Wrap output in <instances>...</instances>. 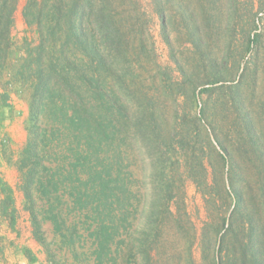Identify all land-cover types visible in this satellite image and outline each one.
I'll return each mask as SVG.
<instances>
[{
	"label": "trees",
	"instance_id": "trees-1",
	"mask_svg": "<svg viewBox=\"0 0 264 264\" xmlns=\"http://www.w3.org/2000/svg\"><path fill=\"white\" fill-rule=\"evenodd\" d=\"M239 1L151 0L181 75L161 74L162 96L182 100L167 114L132 89L136 36L137 58L153 50L135 0H26L33 37L22 41L19 0H0V115L13 94L29 109L27 140L8 161L47 264H264V101L253 111L245 85L258 73L264 0L250 6L237 43ZM176 25L192 48L186 63L174 51ZM229 108L236 147L219 119ZM131 146L150 160L143 190L128 171ZM188 182L206 211L199 227L186 211ZM0 195V217L16 231L15 191L2 178ZM4 242L0 264H10Z\"/></svg>",
	"mask_w": 264,
	"mask_h": 264
},
{
	"label": "rangeland",
	"instance_id": "rangeland-1",
	"mask_svg": "<svg viewBox=\"0 0 264 264\" xmlns=\"http://www.w3.org/2000/svg\"><path fill=\"white\" fill-rule=\"evenodd\" d=\"M261 0H240L239 7L240 25L237 27L236 42L238 43L240 40L241 29L246 28L245 25L248 20V16H250V6L255 4L256 8H259V2ZM138 3L137 8L139 9V13L142 15V20L140 23L136 21V24L141 26L143 29V39L146 42L147 46L153 50L149 53V55L140 54V57H136V53H140L138 46L140 42V36L134 40L135 50L134 54V63L136 67V75L132 89L138 96L140 94H146L149 97H157L160 99L159 105L162 106V102H164L162 107H165V112L167 114H172L174 109H178L181 112L180 105L182 104L181 99H177L176 103L173 104V100H167L161 94V74L167 72L173 82H177L181 80L180 72L176 68V64L171 59V52L168 45L163 40L161 35V23L159 18L157 17L154 6L151 0H135ZM26 0H19V8L16 13V36L22 41L26 36L32 38V34H27L26 25L23 20L22 11ZM127 8L133 9L131 5H127ZM184 28L182 25L174 26L170 32L173 40L174 51L176 56L182 62H187L191 60V45L187 42L186 36H184ZM234 55L237 57L239 52L237 49L233 51ZM244 56V52H243ZM264 62V46L260 47L259 57L257 61V69L258 73L256 78L248 77L245 80V85L247 89V94L255 93V98L252 100L253 106L251 108L253 111L260 110V104L264 101V74H263V64ZM247 64V59L243 57V68H245ZM253 65L250 67L252 68ZM254 67V66H253ZM254 81V82H253ZM249 88V91H248ZM142 92V93H141ZM17 100H13L11 98L10 105L11 109L5 110V115H0V135L4 134L5 127L8 125H12L13 123L16 125L17 130L15 131V137L11 136L8 133H5L2 137H0V147L2 150L6 151L7 158L11 160H16L20 151L25 144V140H27V132H26V121L29 115L28 105L17 95L13 94ZM215 100V99H214ZM166 102V103H165ZM233 109L229 108L228 113L225 115V118L219 117L221 123L223 124V133H225L228 137L229 143L232 147H236L237 145V135L235 134V126L234 123V114ZM224 119V120H223ZM172 118H170V121ZM130 154V163L128 171L131 173V176H134V180L137 181L135 190H143L144 186L141 184V181L144 180L145 176H148L151 165L150 160H144L139 154V151L134 146L128 148ZM243 151L238 152L236 158H238V162L243 167ZM9 159H7V164L10 166V169L13 172H3L0 171V178L9 182H15V184L19 183V173L15 167L9 164ZM247 168L251 169V172L254 171L253 166L249 161H247ZM174 173L172 176H180L183 172V169H178V166L175 165ZM243 176V174H242ZM17 186H15L17 188ZM17 194L15 196L16 206L18 208V219L16 231H12L8 227V223L0 217V236L5 240L4 244L7 247V256L9 258L10 264H27V259L24 256L23 250L24 248H30L35 256L39 258L40 261L46 263V256L39 246V244L33 239L31 232V224L29 220V214L24 209V198L23 194L17 189ZM178 190L177 192H179ZM2 196L0 195V199ZM186 211L189 214L191 220L196 224L197 227L202 225V219H204L206 215V211L203 207V200L199 194H197L194 186L188 182L186 184ZM199 214V217H198ZM201 218V219H200ZM13 243V244H11Z\"/></svg>",
	"mask_w": 264,
	"mask_h": 264
},
{
	"label": "crops",
	"instance_id": "crops-1",
	"mask_svg": "<svg viewBox=\"0 0 264 264\" xmlns=\"http://www.w3.org/2000/svg\"><path fill=\"white\" fill-rule=\"evenodd\" d=\"M12 99L13 100L14 99L17 100V98L14 97V95H12ZM4 129L6 131L5 133H8L9 132V134L11 136L15 137V135H16L15 134V131L17 130V127H16V125L14 123L12 125H10V126L7 125ZM4 134H1L0 137H2ZM25 142H26V140H25ZM7 159H9V158H7V156H6V151L5 150H2L1 147H0V171L8 172V173L9 172H13L10 169V166L7 164ZM9 185L14 189L15 196H16V194H17V191H16L17 188L15 186H17V184H15V182H9Z\"/></svg>",
	"mask_w": 264,
	"mask_h": 264
}]
</instances>
